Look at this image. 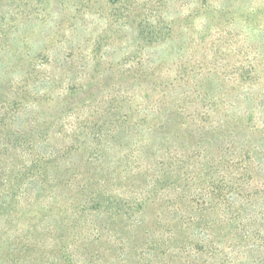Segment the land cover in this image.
Here are the masks:
<instances>
[{"label": "trees", "instance_id": "16d2710c", "mask_svg": "<svg viewBox=\"0 0 264 264\" xmlns=\"http://www.w3.org/2000/svg\"><path fill=\"white\" fill-rule=\"evenodd\" d=\"M23 2L0 0V264H264V132L230 109L242 96L219 69L182 47L159 56L174 26H139L137 54L115 68L73 44L34 54L14 42ZM236 4L212 18L234 24ZM225 28L215 62L238 46ZM251 53L227 75L255 82Z\"/></svg>", "mask_w": 264, "mask_h": 264}, {"label": "rangeland", "instance_id": "374dc122", "mask_svg": "<svg viewBox=\"0 0 264 264\" xmlns=\"http://www.w3.org/2000/svg\"><path fill=\"white\" fill-rule=\"evenodd\" d=\"M210 2L217 8L222 0ZM231 2H237L235 6L239 14L234 24L212 18L211 14H218L216 8L211 7L209 10L214 12L208 14L198 9L202 0H33L30 5L15 3L19 7V28L14 42L18 44L24 39L33 47L34 54L49 41L64 49L73 44L81 48L74 53L75 58L86 59L90 64L94 60L101 68H115L137 54L138 41H142L139 26H174V37L162 40L155 48L158 55L172 60L173 49L182 47L184 61L192 55L199 60L205 58L204 63L219 69L223 88L232 95L242 96L239 100H232L230 105L234 108L230 109L245 114V122L251 128L264 132V0ZM226 17L228 15L223 16ZM203 26L211 27L206 39V47L210 49L206 52H203L202 44L198 46L195 42ZM217 26H226V39L237 42L238 46L221 47L222 58L215 62ZM235 34H240V39ZM233 50H243V53H234ZM246 50L253 52L251 57L258 53L260 59L258 78L252 83L239 82L233 75L241 64L248 65ZM148 51L152 50L146 45L140 54L145 56ZM172 72L177 73L175 69ZM227 72L233 74L229 76ZM253 115L254 121L250 122L248 118ZM262 176L264 182V173ZM151 221L152 214H149L148 222Z\"/></svg>", "mask_w": 264, "mask_h": 264}]
</instances>
